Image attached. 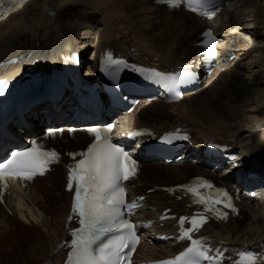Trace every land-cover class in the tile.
Here are the masks:
<instances>
[{"label":"bare ground","instance_id":"6f19581e","mask_svg":"<svg viewBox=\"0 0 264 264\" xmlns=\"http://www.w3.org/2000/svg\"><path fill=\"white\" fill-rule=\"evenodd\" d=\"M137 1L0 0V82L6 80L7 86L12 87L11 84L19 83L33 74L45 73L58 64L63 55L72 48L81 49L85 54L88 50L97 53L107 46L125 53L134 48L135 57H141L145 61H156L162 65L177 64L186 51L189 55L196 52L193 46L199 41V32L196 31L200 28L203 30L206 26L201 19L189 13L181 14L176 22L177 26L171 32L168 30L170 24L162 28V24L155 25L154 22L156 19H163L160 12L176 9H170L160 3L155 5L151 3L148 9L141 11L144 13L143 21L140 18L142 15L140 11L134 16L131 15L139 8L138 6L135 10L131 9L138 3ZM1 2L3 5L9 3L7 7L10 6V12L4 14ZM250 2L256 5L259 18L264 21V1L262 5L260 0ZM218 20L219 18L215 19L211 24L222 40L226 41L224 47L226 52L223 55L226 57V69L221 70L216 79L211 77L206 88L188 93L181 102L166 104L153 101V103L138 104L131 114L122 117L124 125L120 128L132 129L145 125L163 132L168 130L170 125L187 126L191 128L193 141L197 145H201L204 140H214L235 146L247 153L264 152V89L256 92L260 85L246 82L242 63L236 61L238 58L230 61L232 55L237 53L234 46H239L238 41L240 42L241 38L238 41V37L233 40V33L227 31L224 24L219 23ZM97 27L99 28L96 29ZM253 33L254 36L262 37L257 31ZM233 42L236 44L234 45ZM261 56L260 68L264 66V55ZM96 59L97 57H94V61ZM86 65L89 68L91 62L88 61ZM259 73L252 71V79L259 80ZM0 87L3 88L1 83ZM235 103H239L240 107ZM46 109L56 114H64V110L60 112V109L56 110L54 107ZM249 113L251 115L247 117L246 114ZM228 121L235 123L228 125ZM60 133L64 136L62 141L56 139ZM45 139L51 143L46 147L57 148L62 152H75L85 148L91 137L84 129L76 128L72 133L59 131L58 134ZM64 145L66 149L62 148ZM142 173L146 175V181L162 186H165L166 181L172 180L178 181L172 182L173 184H180L184 181L179 182V180L186 178L188 180L190 176L206 174L215 176L190 163L169 166L143 164ZM47 175L54 185L44 182L43 178ZM47 175L33 178L28 188L12 189L4 199L0 198V224H2L0 264H50L49 261H62L64 256L58 245L66 234L65 225L71 196L64 191V188L60 193L61 196L59 195L60 198L56 196V184L60 181V172ZM215 177L220 179L219 176ZM218 182L223 184L222 180ZM155 184L149 187H154ZM31 189L33 191L29 193ZM140 190L141 187L135 191L137 195L145 194L146 189L139 194L137 191ZM262 198L254 199L251 205H248L246 199L242 204L243 211L250 213V223L245 226L238 225L236 219H232L231 223L208 225L205 233L210 234L218 243L224 239L233 245L264 250V198ZM3 200H9L6 206ZM149 202L156 210L163 211L169 207H173L174 211L184 209L181 202L161 191L151 194ZM49 214L52 215L51 219L48 218ZM9 221L16 223L12 226ZM172 226V223H167L160 230L167 231ZM260 228H262L261 233H259ZM244 236L248 238H243ZM144 246L150 256L156 255L159 251L168 254L171 250V247L164 249Z\"/></svg>","mask_w":264,"mask_h":264},{"label":"rangeland","instance_id":"374dc122","mask_svg":"<svg viewBox=\"0 0 264 264\" xmlns=\"http://www.w3.org/2000/svg\"><path fill=\"white\" fill-rule=\"evenodd\" d=\"M148 1L147 0H138L137 1L138 3H136L135 6H133L131 9L132 10H135L136 8H138V6H139V8L134 12V14L132 13L131 15L134 16L135 13H137L138 11H140V14H142V15H140V18L144 21L145 20L144 13L141 12L142 9H144V10L145 9H148V7H149V5H151V3H153L154 5L156 4L154 2V0H148ZM250 1L251 0H231L230 5L227 8L226 14H224L221 18H219L218 22L224 24V26L226 27V30L233 33V35H234L233 40H235V38L238 37V39H237V41H238V40H240L239 38H241L240 42L238 41L239 46L238 47L237 46H234L235 51L237 53H235V54L232 55V58L230 59V61L232 62L236 58H238L236 61L239 62V63H242V66H243V69H244V72H245L244 79H246V82L247 83L252 82L253 85H256V83H257V85H260L258 87V89H256V92H259V91H262L261 89H264V66H262L261 68L259 67V64H261V61H262V56L261 55L262 54L264 55V21H262L259 18L258 10L256 9V5L253 4ZM263 1L264 0H262V1L260 0V4L261 5L263 4L262 3ZM1 3H2L1 7L3 8L4 14H7L8 11H9V9H10V6L7 7V5H9V3H7V5H3V2H1ZM160 14L162 16L161 18H163V19H161V20L160 19H156L155 22H154V24L155 25L162 24L163 25L162 28L164 26H166L167 24H170L169 25V28H172V29L170 30L168 28V30L172 32L173 29H175V27L177 26L176 25V22L178 21V18H180L179 16L181 14H186V12L180 11V10H175V11H167V12L166 11H163V12H160ZM187 18H189V17H187ZM187 21H189V20L187 19ZM98 28L99 27H97L96 29H98ZM96 29H95V31H96ZM201 30L202 29L200 28L199 31H196V32H199V34H200V31ZM153 31H154V29H153ZM253 31H257V32L261 33L262 34V37L261 36H254ZM233 43H234V45L236 44L235 42H233ZM88 52H89V50H88ZM90 52H91V50H90ZM218 64L219 65H218V67H216V70L213 72V74L209 78H207L206 81L198 89L199 91H201V89H204V88H206L209 85V83H210V80L209 79L211 77L213 79H216L218 77L217 74H220L221 73V70L223 71V70L226 69V57L221 58V60L219 61ZM229 68L231 69V67H229ZM252 71L253 72H260L259 74L261 76L260 75H259L260 77L258 76V79L259 80L256 81V80L252 79V74H251ZM224 102L226 103L227 101H224ZM235 104H236L237 107H240L239 103H235ZM249 115H251V114L250 113L249 114H246L247 117H249ZM260 117H262V115ZM227 123H228V125H230V124H234L235 121L234 122L233 121H230V122L228 121ZM64 131H67L68 133L70 132V130H67V129L64 130ZM69 135H71V134H69ZM71 136H73V135H71ZM56 139L58 141L59 140L60 141L64 140L63 134L60 133L58 136H56ZM46 144H47L46 146L51 145V143H49V142L46 143ZM62 148H65L66 149V146L64 145ZM156 164L165 166L164 164H159V163H156ZM155 169L156 170H159V168H155ZM160 169L163 170L164 168L160 167ZM152 177H154V176H152ZM142 178L145 179V180H147L146 175L143 174V173H142ZM43 180H45L44 182L47 183V184H49V185H54V184H52V182H51L52 180H50V176L49 175H47L46 177H44ZM186 180H187V178L186 179H181V180H179V182L180 181H186ZM158 181H161V180H158ZM146 182H147V184H145V187H141V190L140 191H137L139 194L142 193V192H144L145 189L150 188L148 186L155 184L154 182H150V181H146ZM149 182H150V184H148ZM172 182L173 183H176L178 181H175V180H172L170 182L169 181H166L165 182L166 183L165 186H171L173 184ZM63 184H64L63 173L61 172L60 173V181H59L58 184H56V187H57L56 196L58 198H60V196H61L60 193L63 191ZM31 191H33V189H31L29 191V193ZM41 191H43V190L41 189ZM11 197H12V195H11ZM12 199H13V197H12ZM9 200L8 201H6V200L5 201H2L3 204H4V206L7 205V202H9ZM61 203L63 204V202H61ZM248 205H251V203H248ZM249 214L250 213L248 211H246V212L243 211L242 215L239 216V217H237L236 223L238 225L239 224H242L243 226H245L246 224L250 223L249 222L250 221ZM48 216H49L48 217L49 219L52 218V215L51 214H49ZM9 223L13 226L16 222L9 221ZM0 226H2V224H0ZM261 231H262V228H260L259 233H261ZM242 233H243V231L241 232V234ZM239 236H240V233H239ZM245 236H248V235H245ZM245 236L243 238H248V237H245ZM146 251H147V249L144 246L143 250L141 251V254L144 255L146 253Z\"/></svg>","mask_w":264,"mask_h":264}]
</instances>
